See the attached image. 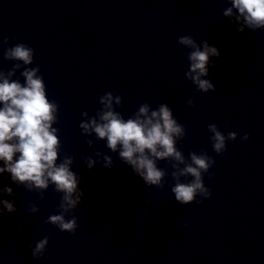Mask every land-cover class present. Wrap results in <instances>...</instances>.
<instances>
[{"label": "water", "instance_id": "water-1", "mask_svg": "<svg viewBox=\"0 0 264 264\" xmlns=\"http://www.w3.org/2000/svg\"><path fill=\"white\" fill-rule=\"evenodd\" d=\"M229 6L230 0H0V71L22 64L5 58L6 47L23 42L34 49L33 64H22L12 78L23 80L25 67L40 66L47 95L59 105L60 159L73 157L85 193L74 213L79 226L69 233L45 222L62 195L53 185L40 199L0 175V187L15 193L0 198L14 199L17 208L0 214V264H264V29L237 32L223 16ZM181 35L220 50L209 72L215 91H198L186 78L191 49L178 43ZM113 90L122 97L114 108L125 118L142 103L173 109L186 128L177 141L186 160L191 151H207L216 161L212 175H204L211 197L180 204L171 192L172 162L158 161L168 173L162 188L147 186L106 140L82 134L81 113L95 116L98 97ZM210 123L238 133L224 154L212 148ZM103 155L112 157L110 169ZM85 156L98 162L89 169ZM29 201L38 204L36 213L27 211ZM44 236L45 255L35 259L29 243Z\"/></svg>", "mask_w": 264, "mask_h": 264}, {"label": "clouds", "instance_id": "clouds-1", "mask_svg": "<svg viewBox=\"0 0 264 264\" xmlns=\"http://www.w3.org/2000/svg\"><path fill=\"white\" fill-rule=\"evenodd\" d=\"M223 16L231 18L237 32L245 28L251 30L264 29V0H230V6L223 10ZM9 37H3L7 46ZM178 43L191 49L187 53L190 62L185 73L198 91H215V84L209 78L210 64L215 66L212 57H219L220 50L207 40L197 42L192 35H181ZM5 58L33 64L34 49L26 43H16L6 47ZM16 63L7 74L0 71V175H8L11 183L23 185L30 192H38L44 198V192L50 185L61 193L57 205V214L47 217L61 231L75 233L78 228V210L85 193L80 185V176L71 168L73 157L65 155L60 159L61 142L57 122L59 105L47 95V86L40 73V66L25 67L21 79H13L16 69L22 67ZM264 83V82H262ZM102 108L95 116H89L85 110L79 127L84 135L95 134L97 139L106 140V146L112 152H118L120 159L128 164L147 186H164L166 169L158 167V161L167 160L175 171L171 172L174 183L171 192L180 204L193 201L202 203L203 199L212 195L211 189L205 185L204 175L209 173L216 161L207 151H191L190 159L185 158L177 147V141L186 135L185 125L178 122L173 109L167 103H161L155 109L148 103H142L138 111L128 118L114 108L122 103V97L113 91H107L98 97ZM185 103L194 106L190 97ZM228 125L226 124L225 127ZM211 133L209 140L217 154L226 152L227 142L235 141L238 133L222 132L217 124L207 125ZM249 133L245 132L241 140L247 141ZM89 146L93 143L88 140ZM97 158L101 153H96ZM86 166L91 169L98 161L91 156L84 157ZM103 166L112 167V157L103 155ZM180 165H184L180 167ZM181 177L185 181H181ZM191 177V179H188ZM0 194L14 196L10 185L0 187ZM197 196L201 197L197 200ZM37 203L29 201L27 211L36 213ZM17 211L14 199L0 198V214ZM185 226H187L185 224ZM49 237L44 236L29 243L31 255L35 259L44 257Z\"/></svg>", "mask_w": 264, "mask_h": 264}]
</instances>
